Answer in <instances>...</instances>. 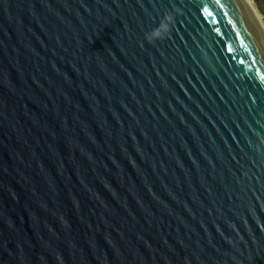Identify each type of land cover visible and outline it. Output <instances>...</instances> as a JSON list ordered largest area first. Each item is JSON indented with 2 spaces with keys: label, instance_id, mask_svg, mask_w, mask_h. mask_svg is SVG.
Masks as SVG:
<instances>
[{
  "label": "water",
  "instance_id": "water-1",
  "mask_svg": "<svg viewBox=\"0 0 264 264\" xmlns=\"http://www.w3.org/2000/svg\"><path fill=\"white\" fill-rule=\"evenodd\" d=\"M0 264H264L248 0H0Z\"/></svg>",
  "mask_w": 264,
  "mask_h": 264
},
{
  "label": "clouds",
  "instance_id": "clouds-1",
  "mask_svg": "<svg viewBox=\"0 0 264 264\" xmlns=\"http://www.w3.org/2000/svg\"><path fill=\"white\" fill-rule=\"evenodd\" d=\"M168 17H165V20H168ZM169 29L165 27V25L162 23L160 27L156 30H154L149 37H146V42L152 43L155 40H159L163 38V35L165 32H167Z\"/></svg>",
  "mask_w": 264,
  "mask_h": 264
},
{
  "label": "rangeland",
  "instance_id": "rangeland-1",
  "mask_svg": "<svg viewBox=\"0 0 264 264\" xmlns=\"http://www.w3.org/2000/svg\"><path fill=\"white\" fill-rule=\"evenodd\" d=\"M256 10L264 17V0H251Z\"/></svg>",
  "mask_w": 264,
  "mask_h": 264
},
{
  "label": "bare ground",
  "instance_id": "bare-ground-1",
  "mask_svg": "<svg viewBox=\"0 0 264 264\" xmlns=\"http://www.w3.org/2000/svg\"><path fill=\"white\" fill-rule=\"evenodd\" d=\"M248 2H249V4H250V6H251L254 10H256L255 6L252 4V1H251V0H248ZM256 11H257V10H256Z\"/></svg>",
  "mask_w": 264,
  "mask_h": 264
}]
</instances>
